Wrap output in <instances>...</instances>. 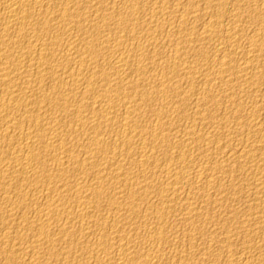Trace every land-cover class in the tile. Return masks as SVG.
<instances>
[{"label":"bare ground","instance_id":"obj_1","mask_svg":"<svg viewBox=\"0 0 264 264\" xmlns=\"http://www.w3.org/2000/svg\"><path fill=\"white\" fill-rule=\"evenodd\" d=\"M263 53L264 0H0V262L232 264Z\"/></svg>","mask_w":264,"mask_h":264},{"label":"rangeland","instance_id":"obj_2","mask_svg":"<svg viewBox=\"0 0 264 264\" xmlns=\"http://www.w3.org/2000/svg\"><path fill=\"white\" fill-rule=\"evenodd\" d=\"M228 9L230 8V5L229 7L226 6ZM197 48H201V49H205V46L203 44H201V46L198 44L196 45ZM163 50V51H162ZM165 52V54H164ZM264 54V53H263ZM261 56V59L264 60V56ZM164 55H167L166 53V49L165 48H162L161 51L159 52V54L157 53V56L161 57V58H166L167 56H164ZM263 57V58H262ZM264 62V61H263ZM263 68H264V64H263ZM264 78V76H263ZM184 86V84H183ZM261 88V90H260ZM259 89V94L256 98H251L249 99L250 102L254 105L255 103L259 105H263L264 103V96L262 98V94H264V82L262 85H260V87L258 88ZM263 89V90H262ZM263 91V92H262ZM262 92V93H261ZM193 98L192 96H189L190 97V101H195L193 100L194 98L198 97L199 94H193ZM260 97L262 98V100H260ZM253 99H256V100H253ZM259 99V100H258ZM249 100L247 101V105L248 106H251V103L249 102ZM263 101V102H262ZM258 102V103H257ZM252 105V106H253ZM231 114H228L227 117L230 119H232L231 116H229ZM260 118H263L264 119V114H262L261 116L259 115L258 117V123L260 122H263V119H260ZM205 124H208L207 122H204ZM204 124V125H205ZM250 124V125H249ZM249 124H245V128L243 126V129L240 128L238 130V135L236 136L237 138H242L244 135V132L245 134L247 133H252L253 130H254V125L249 122ZM253 126H252V125ZM248 125V126H247ZM252 126V127H251ZM259 126V125H258ZM263 126H264V122H263ZM257 128V127H256ZM249 129V131H248ZM242 134H241V133ZM240 133V134H239ZM230 143H225V145L222 146L225 147L227 145V147H225V149L223 148V150H232V148L235 146V141L234 140H231L229 141ZM262 144L264 145V142H262ZM264 150V148H263ZM199 152H203V151H199ZM237 163V162H235ZM238 164V163H237ZM243 166L241 167V169H239V171L241 172V175L238 174V171L236 173H234L232 175V177H228L229 175H223V178L224 180H222V184L224 186V193H226L227 197H230L229 198H226L225 200L223 201H216L214 200L215 198V195H214V191L211 190V194L209 192V197H212L211 199H213L215 201V206L214 205H211V207L208 209L209 211H212L211 208L213 209V212H214V215L209 212V214L207 213L206 217L208 216L210 218V215H211V219L214 220L213 218L215 217V221L216 219H218L219 221V218H220V223H224L226 222L225 224L227 225H230V232L229 230L228 233L231 234L232 236V242L230 244V250L233 252L232 253V264H263L264 263V162L261 163L260 165L262 167H260V165L256 166V165H252V164H245L243 163ZM243 168V169H242ZM243 170V171H242ZM246 170L247 171H250L252 172L253 174L255 173V175H257L259 181H257L258 183H253L251 182L250 180H246L244 179L242 173H244ZM239 172V173H240ZM259 175V176H258ZM261 175V176H260ZM228 177V178H227ZM237 180V181H236ZM261 180V181H260ZM246 181V182H245ZM232 182V183H231ZM250 182V183H249ZM226 183V184H225ZM228 183H231L232 186L228 188H226L227 184ZM253 185H252V184ZM240 184V185H239ZM262 185V186H261ZM242 186V187H241ZM261 186V187H260ZM235 187V188H234ZM223 187H221L220 189H222ZM229 189V190H228ZM232 189V190H231ZM240 189V190H239ZM228 190V191H227ZM247 191V192H246ZM255 191V192H254ZM229 193V195H228ZM212 195V196H211ZM233 196V197H232ZM247 196V197H246ZM233 201V202H231ZM261 201V203H260ZM200 202V205L203 204V202H201L200 200L197 201V203ZM223 202H227V203H223ZM222 203V204H221ZM216 204L219 205L221 208H220V211L216 208ZM224 204V205H223ZM227 204V205H226ZM234 204V205H233ZM226 205V206H225ZM236 205V206H235ZM257 205V206H256ZM230 208H228V207ZM215 207V208H214ZM227 207V208H225ZM262 207V208H261ZM232 210V211H228V210ZM262 209V210H261ZM223 210V211H222ZM257 210V211H256ZM260 210V211H259ZM219 211V212H217ZM217 212V214H215ZM225 212V213H224ZM236 212V213H235ZM243 212V213H242ZM260 212V213H259ZM220 215H219V214ZM235 213V215H233ZM222 214V215H221ZM228 216H226V215ZM247 214V215H246ZM253 214V215H252ZM256 214V215H255ZM219 215V217H218ZM231 217H230V216ZM232 216L234 218H232ZM242 217V218H241ZM222 218V219H221ZM226 220H225V219ZM230 218V220L228 219ZM247 218V219H246ZM233 219H236V220H233ZM222 221V222H221ZM224 221V222H223ZM231 221V223H229ZM235 221V222H234ZM242 221V222H241ZM15 223V222H14ZM12 224V227L15 225V224ZM229 223V224H228ZM240 223V224H239ZM258 223V224H257ZM177 224L179 225L177 222L174 223V225ZM233 224H234V228L233 227ZM176 225V226H177ZM258 225V226H257ZM250 226V227H249ZM15 227V226H14ZM238 227V228H237ZM247 227V228H246ZM258 227V228H257ZM263 227V228H262ZM233 228V229H232ZM14 229H12V231L10 232L11 234H9V236H12L14 235L15 233L13 232ZM226 230V229H225ZM238 230V231H237ZM232 231V232H231ZM251 234V235H250ZM246 236V237H245ZM243 241V242H242ZM240 248V249H239ZM84 250L86 249H82L81 252L82 254H84L83 252H85ZM80 252V253H81ZM242 252L244 254H242ZM222 253V252H221ZM47 256V255H46ZM3 257L0 256V259L1 261H3L4 259H2ZM237 259V260H236ZM239 261V262H237ZM5 262V261H4ZM3 262V263H4ZM2 264V262H0ZM59 262H57L56 264H58ZM222 264L223 262L220 261L219 264ZM5 264V263H4ZM55 264V263H54ZM60 264V263H59ZM224 264V263H223Z\"/></svg>","mask_w":264,"mask_h":264}]
</instances>
